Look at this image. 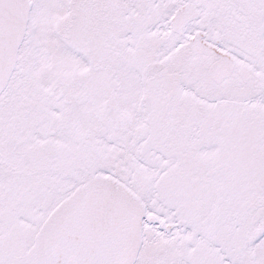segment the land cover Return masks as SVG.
<instances>
[{
    "label": "snow or ice",
    "instance_id": "1",
    "mask_svg": "<svg viewBox=\"0 0 264 264\" xmlns=\"http://www.w3.org/2000/svg\"><path fill=\"white\" fill-rule=\"evenodd\" d=\"M0 264H264V0H0Z\"/></svg>",
    "mask_w": 264,
    "mask_h": 264
}]
</instances>
